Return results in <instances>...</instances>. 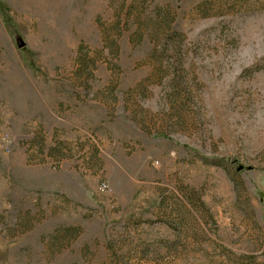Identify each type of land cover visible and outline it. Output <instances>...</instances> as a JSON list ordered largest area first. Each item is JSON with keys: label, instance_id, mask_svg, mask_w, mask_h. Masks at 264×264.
Returning <instances> with one entry per match:
<instances>
[{"label": "rangeland", "instance_id": "374dc122", "mask_svg": "<svg viewBox=\"0 0 264 264\" xmlns=\"http://www.w3.org/2000/svg\"><path fill=\"white\" fill-rule=\"evenodd\" d=\"M0 264H264V0H0Z\"/></svg>", "mask_w": 264, "mask_h": 264}]
</instances>
